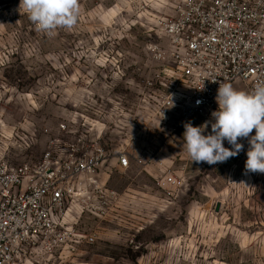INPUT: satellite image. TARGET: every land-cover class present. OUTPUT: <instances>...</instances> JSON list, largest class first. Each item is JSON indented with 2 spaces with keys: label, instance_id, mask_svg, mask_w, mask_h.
Segmentation results:
<instances>
[{
  "label": "rangeland",
  "instance_id": "rangeland-1",
  "mask_svg": "<svg viewBox=\"0 0 264 264\" xmlns=\"http://www.w3.org/2000/svg\"><path fill=\"white\" fill-rule=\"evenodd\" d=\"M176 2L79 0L75 27L49 36L19 11L20 0H0V160L36 163L45 130L65 147L95 126L108 152L100 185L117 195L95 196L90 210L70 217L91 245L38 253L29 264H264V174H245L247 140L225 163H192L184 127L160 111V96L171 90L160 86L164 66L150 48L164 44L157 25ZM233 87L248 91L242 82ZM60 124L77 133L59 135ZM123 150L152 164L121 170ZM168 173L181 183L172 198L158 186Z\"/></svg>",
  "mask_w": 264,
  "mask_h": 264
},
{
  "label": "built area",
  "instance_id": "built-area-1",
  "mask_svg": "<svg viewBox=\"0 0 264 264\" xmlns=\"http://www.w3.org/2000/svg\"><path fill=\"white\" fill-rule=\"evenodd\" d=\"M157 29L164 44L153 43L150 51L164 69L156 78L171 90L160 96V111L175 115L176 127L215 110L220 83L242 82L250 91L264 82V0H177L173 15L160 19ZM58 132L77 133L66 124ZM96 133L88 125L85 136L61 147L60 136L45 130L47 146L36 163L0 160V264H29L38 253L73 254L94 242L92 235H78L70 217L77 209L90 210L96 197L117 199L100 185L108 152ZM152 161L117 153L121 170L133 163L148 168ZM180 185L171 173L158 181L169 198Z\"/></svg>",
  "mask_w": 264,
  "mask_h": 264
},
{
  "label": "clouds",
  "instance_id": "clouds-1",
  "mask_svg": "<svg viewBox=\"0 0 264 264\" xmlns=\"http://www.w3.org/2000/svg\"><path fill=\"white\" fill-rule=\"evenodd\" d=\"M21 10L38 32L49 36L60 28H74L80 15L79 0H20ZM215 100L218 108L211 112V120L199 126L191 122L183 125L182 148L192 163L216 165L236 157L244 148L239 141L246 139L245 174H264V82L256 83L250 91L222 82ZM225 141L230 147L224 146Z\"/></svg>",
  "mask_w": 264,
  "mask_h": 264
},
{
  "label": "crops",
  "instance_id": "crops-1",
  "mask_svg": "<svg viewBox=\"0 0 264 264\" xmlns=\"http://www.w3.org/2000/svg\"><path fill=\"white\" fill-rule=\"evenodd\" d=\"M172 119H176L177 120V117L174 115V116H172L171 117ZM95 130H96V132H97V130H98V128L97 127H95ZM154 140H156V139H154ZM155 142V141H154ZM151 143H152V140H151ZM134 144H137L136 142L134 143ZM153 144V143H152ZM117 166H118V164H117ZM132 166H134V164H132ZM118 168H119V166H118ZM132 168V167H131ZM120 169V168H119Z\"/></svg>",
  "mask_w": 264,
  "mask_h": 264
}]
</instances>
